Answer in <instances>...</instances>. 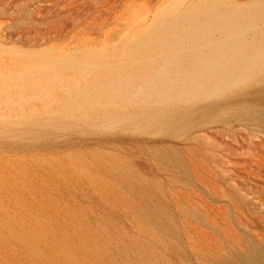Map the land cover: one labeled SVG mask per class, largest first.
<instances>
[{
  "label": "rangeland",
  "instance_id": "rangeland-1",
  "mask_svg": "<svg viewBox=\"0 0 264 264\" xmlns=\"http://www.w3.org/2000/svg\"><path fill=\"white\" fill-rule=\"evenodd\" d=\"M211 1L0 0V264H264L249 101L168 123L131 104L63 110L132 40Z\"/></svg>",
  "mask_w": 264,
  "mask_h": 264
},
{
  "label": "bare ground",
  "instance_id": "bare-ground-1",
  "mask_svg": "<svg viewBox=\"0 0 264 264\" xmlns=\"http://www.w3.org/2000/svg\"><path fill=\"white\" fill-rule=\"evenodd\" d=\"M130 47L108 81L80 85L63 110L85 105L96 116L131 104L144 121L168 123L199 112L203 104L218 110L244 99L251 110L264 113V3L259 0L197 5L188 15L156 23ZM87 67L79 61V69Z\"/></svg>",
  "mask_w": 264,
  "mask_h": 264
}]
</instances>
